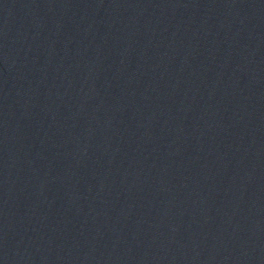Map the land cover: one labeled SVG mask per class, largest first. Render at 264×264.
<instances>
[{
	"label": "water",
	"instance_id": "obj_1",
	"mask_svg": "<svg viewBox=\"0 0 264 264\" xmlns=\"http://www.w3.org/2000/svg\"><path fill=\"white\" fill-rule=\"evenodd\" d=\"M0 264H187L89 0H0Z\"/></svg>",
	"mask_w": 264,
	"mask_h": 264
}]
</instances>
